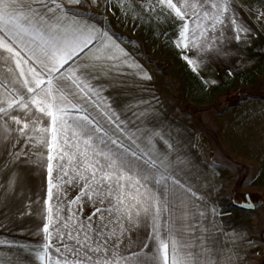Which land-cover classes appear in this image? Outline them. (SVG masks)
I'll use <instances>...</instances> for the list:
<instances>
[{
    "label": "snow or ice",
    "instance_id": "1",
    "mask_svg": "<svg viewBox=\"0 0 264 264\" xmlns=\"http://www.w3.org/2000/svg\"><path fill=\"white\" fill-rule=\"evenodd\" d=\"M100 2L0 0V139L18 133L17 143L46 157V222L30 254L39 264H236L241 253L232 248L239 241L258 245L242 232L202 227L198 218H207L205 212H193L176 189L191 200L201 197L153 143L161 133L141 132L97 103L101 79L123 75L125 67L151 79L110 28L79 10ZM134 2L117 0V6L128 15ZM140 6L149 13L159 8L172 21L173 44L193 72L199 64L191 57L213 46L210 32L226 21L236 40L250 31L229 14V0H142ZM84 200L93 207L81 219ZM239 206L255 208L248 194ZM141 226L148 230L144 236L136 235Z\"/></svg>",
    "mask_w": 264,
    "mask_h": 264
},
{
    "label": "crops",
    "instance_id": "2",
    "mask_svg": "<svg viewBox=\"0 0 264 264\" xmlns=\"http://www.w3.org/2000/svg\"><path fill=\"white\" fill-rule=\"evenodd\" d=\"M140 5L135 0L134 13L128 15L117 6V0L108 4L101 0L99 6L89 3L79 9L91 16L94 9H114V27L107 26L102 19L99 21L110 28L118 42L130 52L132 59L151 77L144 79L136 70L125 67L122 69L123 75L115 73L112 77L102 78L99 84L103 91L97 103L101 108L110 105L122 120L126 123L132 121L141 132L161 133L163 139L153 138L157 150L167 154L171 170L175 171L183 184L201 197L199 201L191 200L182 189H176L178 194L194 205L193 212L197 208L205 212L207 218H198L201 226L216 224L226 233L234 230L244 233L245 239H250L258 247H249L243 240L239 241L238 246L232 248V251L241 253V259L236 264H243L244 261L246 264H264V159L242 154L253 160L260 174L253 178L248 192L243 193L245 195L250 191L248 195L255 208L240 207L244 196L239 194L243 190L231 195L226 192L229 187L234 190L235 185L227 183L222 159H217L215 152L208 149L210 135L172 110L166 97L170 90L162 82L160 66L149 57L150 53L170 56L168 62H178L179 71L185 73V77L190 75L196 80L198 90L194 101L197 106L203 108L217 102L225 107V103H230L226 106L229 112H238L242 108L243 113L246 112L250 117L264 115V16L258 15L264 12V0H229V14L250 31L241 33L242 38L236 40L234 26L226 21L223 28L210 32L208 42L213 46L191 57L199 64L197 72L192 71L182 59L181 50L173 44L177 29L172 21L159 8L149 13L143 11ZM183 54L191 55L187 50ZM231 98L239 101L234 104L230 102ZM201 112L202 120L210 123L209 130L214 133L216 127L212 115L208 119L204 116L208 110L202 109ZM3 123L0 120V125ZM128 127L136 131L132 124ZM18 139V133L0 139V264H39L30 250L41 243L38 230L46 222L43 218L47 189L46 157L42 158L27 143H17ZM40 151L46 152V149ZM208 153L213 154L215 160ZM254 192L258 194L256 198L253 197ZM72 194L69 193L70 196ZM234 200L237 202L233 203ZM82 203L81 219L93 207L87 200ZM67 207L65 205V210ZM213 208L219 212L231 209L233 214L222 218L212 214ZM147 231L141 226L136 230V235L144 236ZM214 235L224 243H229L219 232Z\"/></svg>",
    "mask_w": 264,
    "mask_h": 264
},
{
    "label": "rangeland",
    "instance_id": "3",
    "mask_svg": "<svg viewBox=\"0 0 264 264\" xmlns=\"http://www.w3.org/2000/svg\"><path fill=\"white\" fill-rule=\"evenodd\" d=\"M91 13L93 16L105 21L107 26L114 27V9H94ZM105 16L107 19H105ZM176 55L179 59L181 58L178 53ZM149 57L158 67L160 66V74L162 73L163 76L162 82L170 90L169 94L166 89L168 94L166 97L169 99L168 102L172 110L192 121L202 129V132L204 130L210 135L208 149L215 152L214 155L217 159H222L223 170L227 173L224 174L226 181L229 184L231 183V186L235 185L234 190L229 187V191L226 192H229L230 195L231 193L237 194L238 190L241 189L243 192L239 195L244 196L243 193L248 192V187L253 182V178L258 177L260 174L257 173L260 169L250 157L242 154L245 153L249 156L264 159L262 157L264 155V115L256 114L254 117H250L246 112L243 113L242 108L238 112H229V107H226V105L222 107L217 102L203 108L197 106L194 101L198 90H196L198 87L196 80L190 75L185 77L186 74L179 71L178 62L174 60L168 62L170 56L164 57L161 56V53L156 55L150 53ZM204 96L206 97V95ZM238 101L239 99H230L232 103ZM202 109L208 110L204 113V116L208 119H210V114L212 115V122L216 127L214 133L209 130L210 123H205L202 120ZM259 110L263 111L262 109ZM231 111L234 110L231 109ZM220 119L222 121L219 122ZM208 154L215 160L213 154ZM248 194H250V191ZM257 196L258 194L254 192L253 197L256 198Z\"/></svg>",
    "mask_w": 264,
    "mask_h": 264
},
{
    "label": "built area",
    "instance_id": "4",
    "mask_svg": "<svg viewBox=\"0 0 264 264\" xmlns=\"http://www.w3.org/2000/svg\"><path fill=\"white\" fill-rule=\"evenodd\" d=\"M138 3H142V0H136ZM220 212H226V213H228L227 215H220V217H222V218H225V217H228V216H231L232 214H233V211L231 210V209H224V210H222V211H220Z\"/></svg>",
    "mask_w": 264,
    "mask_h": 264
},
{
    "label": "trees",
    "instance_id": "5",
    "mask_svg": "<svg viewBox=\"0 0 264 264\" xmlns=\"http://www.w3.org/2000/svg\"><path fill=\"white\" fill-rule=\"evenodd\" d=\"M230 105V103L226 104V106Z\"/></svg>",
    "mask_w": 264,
    "mask_h": 264
},
{
    "label": "water",
    "instance_id": "6",
    "mask_svg": "<svg viewBox=\"0 0 264 264\" xmlns=\"http://www.w3.org/2000/svg\"><path fill=\"white\" fill-rule=\"evenodd\" d=\"M251 202V201H250Z\"/></svg>",
    "mask_w": 264,
    "mask_h": 264
}]
</instances>
